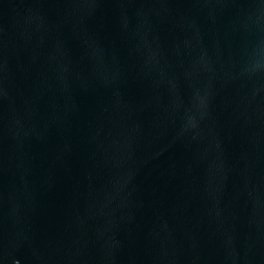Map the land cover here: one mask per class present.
<instances>
[{
  "label": "water",
  "instance_id": "water-1",
  "mask_svg": "<svg viewBox=\"0 0 264 264\" xmlns=\"http://www.w3.org/2000/svg\"><path fill=\"white\" fill-rule=\"evenodd\" d=\"M0 264H264V0H0Z\"/></svg>",
  "mask_w": 264,
  "mask_h": 264
}]
</instances>
